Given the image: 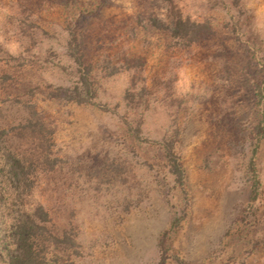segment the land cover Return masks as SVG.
<instances>
[{"label":"rangeland","instance_id":"374dc122","mask_svg":"<svg viewBox=\"0 0 264 264\" xmlns=\"http://www.w3.org/2000/svg\"><path fill=\"white\" fill-rule=\"evenodd\" d=\"M263 114L264 0H0V264L24 210L43 264H159L183 213L166 264H264Z\"/></svg>","mask_w":264,"mask_h":264},{"label":"trees","instance_id":"16d2710c","mask_svg":"<svg viewBox=\"0 0 264 264\" xmlns=\"http://www.w3.org/2000/svg\"><path fill=\"white\" fill-rule=\"evenodd\" d=\"M204 24L192 21L190 18L184 17L183 13L178 11L174 14V20L172 28L170 29L171 34L174 37H179L185 39L188 42H197L203 34ZM135 134L140 139H143L141 135V130L139 128L134 129ZM264 139V114L262 116L261 123L258 126V136L257 141L254 145L252 157L249 163V173H250V187L247 205L244 208V215L242 220H246L249 217L256 216L257 214V203L261 197L263 190V183L260 175V171L257 164V155L259 152L261 141ZM167 151V158L170 162L171 171L176 177V181L182 186L185 184V171L180 162L179 156L175 152L172 144L166 142L164 143ZM5 158L10 163L11 167L17 174H21V169L19 168L20 161L19 157L12 152H8ZM23 174V172H22ZM42 214L43 208H40ZM45 214V213H44ZM39 216L34 212L23 211L17 216V221L15 223V233L16 238L19 240L18 247L14 251L15 254L9 257V264H43L42 257L39 256L38 246L36 239L35 228L41 227V222L43 220L38 219ZM185 213L183 215L175 217L172 224L168 230L164 232L162 238L159 242L160 251V262L159 264L167 263V247L166 239L170 234L176 233L178 227L180 226ZM178 264H187L186 261L176 257Z\"/></svg>","mask_w":264,"mask_h":264}]
</instances>
